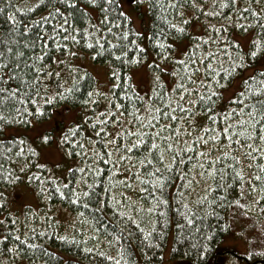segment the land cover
Masks as SVG:
<instances>
[{
    "label": "snow or ice",
    "instance_id": "obj_1",
    "mask_svg": "<svg viewBox=\"0 0 264 264\" xmlns=\"http://www.w3.org/2000/svg\"><path fill=\"white\" fill-rule=\"evenodd\" d=\"M167 3L179 17V21L168 22L166 17L158 15V19L165 20L166 28L157 26L150 30L133 28L134 18L143 0H37L32 8L17 9L19 12H34L43 7L45 14L31 23H20L14 15L5 14V20L11 23L7 32L0 36V120L6 118L3 111L9 109L15 111L17 117L25 119V122H29L26 119L29 116L40 118L44 131L39 134V139L43 146L59 143L68 156H79L88 161L86 167L65 170L71 179L65 177L59 184H55L52 176L48 180L53 183L54 192L61 199L66 198L62 189L67 191L70 203L77 206L78 217H84V212L91 210L89 215L92 223L89 229L94 235L90 238L103 240L109 247H122L119 245L122 234L132 227L142 233L148 248H160V243L154 241L163 238L164 226L168 223L165 206L169 204V200L164 199V189L173 174L180 178L181 187L177 189L176 203L178 209H182L180 215L184 223L178 225L181 230L188 225L195 226L196 214L202 205L221 199L218 193L228 187V179L238 178L237 182L243 187L247 175L249 191H256L257 184L264 182V164L256 166L260 173L258 175L246 174L243 169L238 171L234 167L242 162V156L236 154L241 148L247 149L243 152V157L250 161L256 159L257 154L264 158V71L260 73V80L250 76L248 80L240 81L244 88L239 92L236 91L239 84L233 86L230 79L238 69L247 70L248 57L254 58L258 53L264 52V39L253 40L250 49L242 55L240 42L226 35V25L229 23L241 32L247 31L253 24L249 17L254 18L256 27L264 34V24L260 23L264 20L261 0H250L243 6L239 0H212V11H208L204 3L198 4L196 0H167ZM187 6L195 10V15L213 18L223 15L224 23H206V29L211 30L213 36H208L205 31L202 35L192 37L191 50H182L173 55V48L178 46L171 37L179 38L184 34L186 39L191 37L188 29L192 16H186L182 10ZM12 7L9 2L0 8V13ZM90 7L100 9L97 23L86 22L85 18L93 19L89 16ZM158 7L163 8L159 0H149V8L154 12ZM224 9H229L230 12L234 10V14L225 13ZM237 15L245 23H239ZM113 27L118 31L114 32ZM107 36H111L112 40L107 39ZM132 36L148 39L157 58L152 59L150 65H145L153 69L152 97L138 96L135 92L131 97L128 93H120L130 101L129 108L119 102L116 93L111 92L118 85H111V94L92 86L91 76L69 60V57L77 55L69 45L81 44L91 52L93 59L107 53L120 61L121 66L125 63L140 64L142 58L150 57L151 53H146L145 48L136 39H132ZM130 48L136 55L128 56ZM197 51L199 56L196 55ZM221 55H226L227 68L219 59ZM168 60L177 65L172 75L179 79L176 86L169 87L166 92L159 73L165 71L168 65H162L158 61ZM108 72L113 80L120 79L116 70L109 68ZM122 83L131 91V85L127 81L122 80ZM84 85L87 88L81 91ZM225 93L235 98L237 107L229 108L228 112L229 119L235 117L236 122L228 124L226 120L225 127H211L218 120L213 115V105L216 98ZM193 96L195 99H189L185 104V97ZM101 98L104 100V107L98 110L94 106L99 104ZM68 100L88 110L80 119L91 124L95 138L89 137L87 143L83 137L77 140V133L72 130H69V135L60 137L59 141L46 134L49 124L45 119L46 113L53 115L55 119V115L51 113L55 103ZM197 108L204 116L194 120ZM121 117L125 119L121 120ZM205 119L208 120V126L203 124ZM117 125L120 126L119 130H115ZM108 126H112L114 130L109 132ZM75 128L79 130L80 125L76 124ZM257 141L261 142V147L254 149L253 144ZM229 149L236 151L230 152ZM32 155L36 153L33 151ZM228 158L232 159L233 164L227 162ZM97 161L108 169L103 193L96 191L104 171ZM189 164L192 165L191 168H188ZM178 165H184V168L181 169ZM40 167L43 168L44 165ZM118 173L123 178L116 179L113 183ZM4 179L11 181L12 178L5 176ZM29 179L36 177L30 176ZM113 187L117 189L115 194L112 193ZM46 191L45 188L40 189L42 194ZM259 191L264 192V186ZM193 193L196 194L194 200L191 199ZM117 195L120 199H117ZM240 195H244L243 191ZM210 196H215V200H209ZM2 203L3 193H0V205ZM233 204L244 207L239 199L234 200ZM80 208L84 211H79ZM109 212L112 219L117 221L114 231H110L108 227L102 230L100 227L106 222V214ZM95 213L99 214V218ZM154 215L157 219H152ZM146 222L150 228L141 227ZM82 223L88 224V220L84 219ZM32 235L42 237L45 233L32 230ZM10 236L11 233L0 236V241L7 242ZM59 239L64 240L65 237L60 236ZM214 239L212 235L207 236L205 242L197 247L194 264H209L206 257ZM25 247L37 249L38 245L15 235L12 247H6L5 251L19 256L25 253ZM84 251L92 252L94 249L86 248ZM99 255L112 264H121L124 259L119 252V259L106 255L103 251ZM31 258L34 259L35 255Z\"/></svg>",
    "mask_w": 264,
    "mask_h": 264
},
{
    "label": "trees",
    "instance_id": "obj_2",
    "mask_svg": "<svg viewBox=\"0 0 264 264\" xmlns=\"http://www.w3.org/2000/svg\"><path fill=\"white\" fill-rule=\"evenodd\" d=\"M9 2L13 5V7L6 8L4 13H0V36L7 32L11 23L10 21L5 20V14L14 15L20 23H31L33 20L38 19L40 15L45 14V9L43 7L34 12L17 11L19 8L34 7L37 0H0V8H3L4 5ZM144 2L146 4V17L148 21L147 25L144 26V29L150 30L157 26L166 28L165 20L158 19V15L166 17L168 22L174 23L179 21V17L171 8L168 7L167 0H159L160 4L163 5V8L158 7L155 12L149 8V0H144ZM196 2L198 4L204 3L208 7V11L213 10L212 0H196ZM239 2L246 3L250 2V0H239ZM261 4L264 6V0H261ZM165 9H167V11H165ZM182 10L185 12L186 16H192V19L189 21L190 27L188 29V32L191 33V37H187L186 39V34H184L179 38L172 36L171 39L176 41V45H178V43H186V51L191 50L192 37L202 35L205 31H207L208 36H213L211 30L206 29V23L217 25L224 23L223 15L214 18L203 15H195V10L191 6H187ZM223 12L234 14V10L230 12L229 9H224ZM245 15L247 16L248 14L245 13ZM89 16L93 19L88 20L85 18L87 23H97V20L100 17V9L90 7ZM249 19L253 20V24L247 29V31L251 30V33L255 35L253 40L264 39V34H262L260 28L256 27L254 18L249 17ZM237 21L242 24L245 23V21L240 19L238 15ZM260 23L264 24V20H261ZM194 25L199 26L201 34L195 35L191 32V28ZM125 27H128L127 23H125ZM133 28L136 29L134 24ZM226 29V35L236 39L237 35H242L244 33L241 32L239 28L234 27L231 23L226 25ZM113 31L116 32L118 29L113 27ZM106 38L112 40L111 36H107ZM131 38L136 39L137 43L145 48L146 53H151L150 57H143L140 64L125 63L121 66L120 61H116L107 53L93 59L91 52L85 50L81 44L69 45L70 49L77 53L76 56L69 57V60H71L74 65H77L75 64V61L78 56L87 55L94 62V64L108 66L118 72L120 79L116 80H113L109 74L110 88L112 84L118 85L117 88L111 89V92L116 93V98L119 102L129 108H131L130 101L124 99L120 93H128L129 97L132 96L133 92H135L138 96L152 97L153 69L150 66L145 67V65H150L152 59L157 58L156 52L153 51L151 45L148 43V39L144 37L137 39L135 36H132ZM214 38L215 37H213V39ZM113 43H115L114 40ZM251 43L248 48L240 44V54H245L250 49ZM105 47H107V45H105ZM176 51L177 47H174L173 55L176 54ZM232 51L233 54H235V48H233ZM56 54L59 55V53ZM199 54V51H197L196 55L199 56ZM133 55H136V53L131 51L130 48L128 50V56L131 57ZM61 59H63V57H61ZM219 59L223 63V66L227 68L228 61L226 59V55H221ZM247 59L249 61L247 70L238 69L234 72L230 77L232 83H234L237 78L245 74L250 75L243 80H248L250 76L255 77L256 80L261 79L260 73L264 71V66H261V62L264 60V52L258 53V55L254 58L248 57ZM158 62L162 65H168L165 71L159 73L161 80L163 82L166 81L164 82V87L167 92L169 87L174 88L176 86L179 79V77H174L172 75L173 71L177 69V65L172 60ZM140 66L148 70L152 81V84H150L147 91L139 90L133 83L131 77V72ZM80 68L82 72H86L91 76L90 83L92 86L99 89L97 79L90 72L86 71L82 67ZM252 69L255 70L252 72ZM200 75L202 76L203 73ZM122 80L127 81V83L131 85V91H129V88L122 83ZM167 80H169L170 86L167 85ZM52 88L55 90V85H53ZM85 88H87V85H84L81 88V91ZM243 88L244 85L241 83L237 92L243 90ZM108 94L111 93L108 92ZM189 99L194 100L195 97H185V104ZM234 99L235 98L232 97L226 101L224 100V95L216 98V102L213 105V108L215 109L213 115L217 116L218 120L215 124L211 125V127H225L227 126L225 124L226 120L228 124H234L236 122L235 117L229 119L230 113L228 112L229 108L237 107L236 103H234ZM147 103L148 101L146 100L145 104ZM136 106L139 107V104ZM173 106H175V102ZM94 107L98 110H102L104 107V100L101 98L99 104ZM60 108L85 112L88 111L83 108L82 105L76 104L72 100H68L56 102L54 107L51 109V113L54 114L55 111ZM3 114L6 118L0 120V193H3V203L0 205V221H3V223L0 224V236L9 235V233H11V236L7 242L0 241V264H112L111 261H107L104 257L99 255L100 251H103L106 255L114 256L117 259L120 258L117 255L119 252L124 257L121 264H164L166 260V252L168 250H170L168 254L169 264H189L190 261L194 264L197 247L202 245L205 242V237L210 235L214 236L215 239L212 242L211 249L206 257L209 264H264V192L259 191V188L264 186V182H259L257 184L256 191H249L247 188V183L249 182L247 175L245 176L243 187L237 182L238 178L228 179V187L222 193H218V195L221 196V199L216 200L215 203L202 205L200 207V211L196 214V220L194 222L195 226L193 227L188 225L181 230L178 228V225H182L184 223L180 215L182 209H178L176 203L178 196L177 189L181 187V185L180 178L173 174V178L169 179V182L164 189V199L169 200V204L165 206L168 223L164 226L165 233L163 238L156 239L154 241L156 243H160V248H148L147 242L143 239L142 233L133 230L132 227L126 229L125 233L122 234V239L119 241V245L122 247H118L117 245L109 247L103 240L97 241L90 238L91 235H94V233H91L89 229V225L92 223V217L89 215L91 210L85 211L84 217H78L77 206L70 203L67 198L69 195L67 191L62 189V191H65V199H61L60 196L54 192L53 183L48 180L49 176L54 178L49 167H40V139L37 138V141L32 140L28 136L29 133H27L35 124L40 123V118L29 116L26 117L29 122H25V119L17 117L15 111H11L10 109L4 110ZM89 115H91L90 112ZM203 116L204 113L197 108L193 119L198 120ZM52 118L53 115L46 113L45 119L50 121ZM124 119L125 117H121V120ZM203 124L208 126V120L205 119ZM119 127L120 126L117 125L115 130H119ZM58 128L61 129L62 127L58 126ZM55 129L56 127L50 131L52 133L49 135L53 134ZM70 130L77 133V140H81V137H83L85 143H87L89 137L93 139L95 138L93 128L88 121H83L79 130L76 128H72ZM113 130L112 126H108L109 132H112ZM63 134L69 135V130L67 132L65 131ZM88 146L91 147V145ZM96 147L97 150H99V146L97 145ZM258 147H261V142L259 141L253 144L254 149ZM246 150V148H241L238 151L235 149H229L230 152L236 151V154L242 156V162L238 165H234V167H236L238 171L243 169V172L246 174H260L257 171L256 166L258 164H264V158H261V156L257 154L256 159L250 161L248 158L243 157V152ZM33 151L36 155H32ZM68 157L77 161L78 165H75L74 168L81 166L86 167L88 164V161L82 160L79 156ZM227 162L229 164H233L231 158H228ZM96 163L104 169L100 176L101 183L96 187L97 192L103 193V189L107 183L108 169L105 168L103 164H100L99 161ZM249 164H251V167H249ZM177 167L183 169L184 165H178ZM191 167L192 165L189 164L188 168ZM77 175H79V173H77ZM5 176H10L12 178L11 181H6L4 179ZM30 176H35L36 179L30 180ZM67 178L71 179L69 173ZM122 178L123 177L118 173L113 179V183H115L116 179ZM88 179L89 183H91V178L89 177ZM60 181L62 180L54 178L55 184H59ZM208 183L211 184L212 181H208ZM18 184H26L30 186L37 193V195L42 200H46L50 206H60L67 209L73 216V222H71V225L63 227L60 223L56 222L55 217L48 215H45L44 217L37 216L36 220H33V217L29 220H22L20 217L11 215L8 210L7 195L9 194L8 192L10 189ZM41 188H45L47 191L42 194L40 192ZM119 190L123 191V189ZM241 191L244 193L243 196L240 195ZM116 192L117 189L113 187L112 193L115 194ZM128 194L131 195V192ZM49 196H51V199H48ZM195 196L196 194L193 193L191 199L194 200ZM133 198L136 199L137 197ZM140 198L142 199L143 197L141 196ZM117 199H120L118 195ZM236 199H239L241 205H244V207H239L233 204V201ZM209 200H215V196H210ZM147 206L148 205L146 204L145 207ZM79 211L84 210L80 208ZM245 212H247V219L242 222L244 224L240 227L239 232L242 233L248 228V232H250L251 235H249L250 237L247 240L248 250L245 254H243L231 249L230 247L224 246V242L228 236L232 235L233 225L237 223L238 217ZM94 215L99 218L98 213H95ZM84 219L88 220V224L82 223ZM152 219H157V217L154 215ZM109 221L111 222L110 224L108 223ZM116 225L117 221L112 219V214L109 212L106 214V222L100 225V227L102 230L103 228L108 227L110 231H114L116 229ZM121 227H123V225H121ZM141 227L150 228L147 222L142 224ZM252 228L254 231L251 230ZM32 230H35L36 233L44 232L45 235L42 237L39 235L33 236ZM157 231H159V226L157 227ZM15 235H20L22 240L27 238L29 243L38 245V248L27 249L25 247V253H22L19 256L14 253L6 252V247H12ZM60 236L65 237V239H59ZM22 247L24 246L22 245ZM86 248L94 249V251L86 252L84 251ZM249 253H251V255H249ZM33 254L35 255L34 259L31 258Z\"/></svg>",
    "mask_w": 264,
    "mask_h": 264
},
{
    "label": "rangeland",
    "instance_id": "obj_3",
    "mask_svg": "<svg viewBox=\"0 0 264 264\" xmlns=\"http://www.w3.org/2000/svg\"><path fill=\"white\" fill-rule=\"evenodd\" d=\"M241 6H243L244 2H239ZM127 6V5H126ZM255 7V5H253ZM147 17H146V4L143 0V4L140 9L137 10V15L134 18V26L138 30H144V26L147 25ZM191 32L195 35L201 34V29L199 26L194 25L191 28ZM238 41H240L241 45L248 48L251 41L255 35L251 33V30L245 31L242 35L236 36ZM186 43H178L176 53L185 50ZM75 64L79 65L86 71L90 72L96 79L99 85V90L104 93L109 92L110 88V81H109V72L108 66H100L94 64V62L87 56L82 55L78 56ZM261 66H264V60L261 62ZM260 66V67H261ZM255 69H252V72ZM250 73V72H248ZM250 74H245L235 80L233 86L239 84V87H236V91L240 88V81L246 78ZM131 77L133 83L138 87L141 91H147L152 84L150 79V74L148 70L142 66L134 69L131 72ZM166 82V81H164ZM167 85L170 86L169 80H167ZM231 92V88H230ZM230 95L228 93L224 94V100H229ZM85 111L80 110H68L66 108H60L55 111V119H51L46 129V134H50L55 127L53 134L50 136L53 137L56 141H59V138L64 136L63 134L65 131L75 128L76 124H83L80 117L84 115ZM58 126L62 128L59 129ZM44 131V127L41 123L35 124L33 128L28 131V136L32 139L37 141L39 139V134ZM23 132V131H21ZM63 134V135H62ZM39 159L41 165L48 166L51 174L54 178H58L64 180L67 177L68 173L65 171L68 168H74L75 165L77 166L78 163L76 160L70 159L66 151L62 148L59 143L57 144H49L47 146H43L41 141L39 142ZM8 210L11 215H15L20 217L22 220H29L33 217V220H36L37 216L44 217L45 215L55 217L56 222L60 223L63 227H68L73 222V216L71 213L60 206H50L46 200H42L37 193L28 185L26 184H18L17 186L10 189L8 192ZM27 214V215H26ZM247 219V216L241 214L238 217L237 223L233 225V233L232 235L228 236L224 242V246L230 247L235 251L245 254L248 250V243L247 240L249 239L250 232H248V228L244 232H239L240 227L244 223V220ZM254 231V229H251ZM1 233V230H0ZM254 237V236H253ZM169 252H166V260L164 264H169Z\"/></svg>",
    "mask_w": 264,
    "mask_h": 264
}]
</instances>
